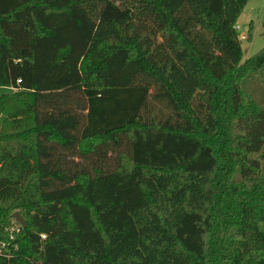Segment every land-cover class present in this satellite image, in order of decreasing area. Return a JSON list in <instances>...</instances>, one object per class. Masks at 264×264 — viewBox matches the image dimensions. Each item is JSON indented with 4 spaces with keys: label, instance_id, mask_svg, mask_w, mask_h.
Listing matches in <instances>:
<instances>
[{
    "label": "trees",
    "instance_id": "obj_1",
    "mask_svg": "<svg viewBox=\"0 0 264 264\" xmlns=\"http://www.w3.org/2000/svg\"><path fill=\"white\" fill-rule=\"evenodd\" d=\"M245 2L0 0V264H264Z\"/></svg>",
    "mask_w": 264,
    "mask_h": 264
},
{
    "label": "rangeland",
    "instance_id": "obj_2",
    "mask_svg": "<svg viewBox=\"0 0 264 264\" xmlns=\"http://www.w3.org/2000/svg\"><path fill=\"white\" fill-rule=\"evenodd\" d=\"M235 26L238 31V36L241 34L244 35V37L239 36L241 46L240 61H243L245 58L259 50L264 44V0H246L236 18ZM247 80L249 79H245V81ZM254 90L257 95L259 90L257 88ZM7 91V86L0 85V93ZM254 155H258V153L253 154V156ZM18 229V222L12 217V222L7 227V233L9 234L8 238L12 239ZM1 242L0 250L3 247ZM3 243V245H5V242ZM1 254H7L8 256L10 253L3 252Z\"/></svg>",
    "mask_w": 264,
    "mask_h": 264
},
{
    "label": "water",
    "instance_id": "obj_3",
    "mask_svg": "<svg viewBox=\"0 0 264 264\" xmlns=\"http://www.w3.org/2000/svg\"><path fill=\"white\" fill-rule=\"evenodd\" d=\"M13 219L18 222L21 226L25 225V219L22 217V215L19 213L18 210H14L12 213Z\"/></svg>",
    "mask_w": 264,
    "mask_h": 264
},
{
    "label": "built area",
    "instance_id": "obj_4",
    "mask_svg": "<svg viewBox=\"0 0 264 264\" xmlns=\"http://www.w3.org/2000/svg\"><path fill=\"white\" fill-rule=\"evenodd\" d=\"M240 37H244V35L243 34H241V35H239ZM43 236V235H42ZM4 243L3 242H1V245H3Z\"/></svg>",
    "mask_w": 264,
    "mask_h": 264
}]
</instances>
